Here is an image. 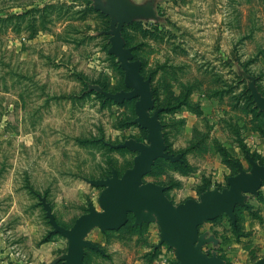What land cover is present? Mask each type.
<instances>
[{
    "label": "rangeland",
    "instance_id": "374dc122",
    "mask_svg": "<svg viewBox=\"0 0 264 264\" xmlns=\"http://www.w3.org/2000/svg\"><path fill=\"white\" fill-rule=\"evenodd\" d=\"M131 1L151 2L156 14L126 30L143 75L155 71V109L186 102L159 115L169 150L184 152L185 166L158 160L144 182L166 187L174 204L198 199L206 186L227 187L235 171L225 150L246 171L239 143L264 162V118L255 117L254 103L246 100L249 79L243 75L257 78L264 94V0ZM92 3L0 0V264L59 259L67 241L51 233L37 196L46 198L57 223L68 229L89 203L100 210L102 188L84 179L110 176L111 167L119 174L132 167L136 153L98 140L147 143L146 131L131 122L135 100L106 103L88 91L100 83L116 92L124 79L107 54L109 36L103 32L109 19L92 12ZM246 203L250 209L238 211L236 234L225 215L199 227L218 241L204 246L205 253L215 252L227 264L264 258V187ZM129 226L128 216L118 231L92 230L87 240L105 255L86 250L84 263H177L173 249L156 248L155 223L134 232Z\"/></svg>",
    "mask_w": 264,
    "mask_h": 264
},
{
    "label": "water",
    "instance_id": "95a60500",
    "mask_svg": "<svg viewBox=\"0 0 264 264\" xmlns=\"http://www.w3.org/2000/svg\"><path fill=\"white\" fill-rule=\"evenodd\" d=\"M92 7L109 19L108 30L103 32L109 36L107 54L116 59L123 71L125 89L111 93L104 91L99 85H89L88 91H94L115 104L135 100V118L131 122L146 131L147 143L128 139L122 143L110 144L100 140L110 149H125L136 153L132 167L121 176L115 168H111L110 176L103 179H84L90 186L102 188L97 199L100 210L89 203L86 213L78 217L68 229L57 223L46 198L37 196L52 228L51 233L58 234L67 241L66 253L49 264H56L58 261L63 264H84L86 249L104 256L102 248L87 240L88 235L94 229H99L102 233L118 231L127 224L129 215L133 217V228L151 223L158 226L159 242L156 248L164 244L173 249L177 264H226L215 252L209 255L203 251L204 246H216L218 241L212 235L200 234L199 227L222 215L235 226V208L250 209L246 203L247 196L257 197L264 187V165L245 153L248 171L239 162H235L237 173L226 179L227 187H208L198 199H186L179 204H174L167 198L166 187L144 182L156 160L183 162L182 154L174 155L167 151L163 124L159 119L163 109H155L151 76L144 77L141 74L142 62L134 59L131 48L126 47L121 34L124 26H129L134 21L155 20L156 14L151 2L138 5L131 0H93ZM243 75L249 79L247 90L255 108L264 113V97L257 89L255 78L245 72ZM254 264H264V258L258 259Z\"/></svg>",
    "mask_w": 264,
    "mask_h": 264
},
{
    "label": "trees",
    "instance_id": "16d2710c",
    "mask_svg": "<svg viewBox=\"0 0 264 264\" xmlns=\"http://www.w3.org/2000/svg\"><path fill=\"white\" fill-rule=\"evenodd\" d=\"M90 10L92 11V12H94V13H98V14H100V16H102V17H105V18H107L106 16H104V15H102L100 12H97V11H95L92 7H90ZM136 25V21H134L131 25H129V26H124L123 27V30H122V37H123V39H124V41H125V44H126V47L127 48H131V51H132V53H133V55H134V59H137L136 57H135V48L133 47V46H130L129 45V43H128V38H127V36H126V30L128 29V28H130V27H133V26H135ZM112 57V56H111ZM112 58H114V57H112ZM140 60V59H139ZM141 61V60H140ZM142 62V61H141ZM116 67H117V69L120 71V73L124 76V73H123V71L119 68V66H118V64L116 63ZM142 67H143V65H142ZM141 74L143 75V73H142V69H141ZM247 74V73H246ZM154 75H155V71H153V72H151L150 73V76H151V83H152V79H153V77H154ZM144 76V75H143ZM144 77H147V76H144ZM257 78H256V82H257ZM94 85H96V84H94ZM97 85H99L104 91H106V92H110V91H107L106 90V88H105V86L103 85V84H97ZM257 86V85H256ZM123 89H125L124 88V83H123V88L122 89H117L116 90V92H118V91H120V90H123ZM257 89H258V91L262 94V96H264V94L259 90V88H258V86H257ZM152 90H153V97H154V99H155V101H156V99H157V94H156V90L154 89V88H152ZM92 93L94 92V91H91ZM111 93H115V92H111ZM246 94H247V101H248V103L253 107V102H252V98L250 97V93L248 92V91H246ZM99 95V94H98ZM101 98H102V100L104 101V102H106V103H108V102H112V101H108V100H105V98L102 96V95H99ZM131 101H134V100H131ZM127 102H129V101H125L124 102V104L125 103H127ZM135 102V101H134ZM186 105V102L185 101H180V102H178L177 104H175V105H161L160 107H158V108H162L163 109V112H161L160 114H164V113H168V112H175L177 109H180L181 107H183V106H185ZM158 108H156V109H158ZM252 111H253V113L255 114V117H260V116H263V118H264V113H259L258 111H257V109H255V108H253L252 109ZM159 114V115H160ZM163 126H164V124H163ZM259 134H260V136L261 137H263L264 138V130H259ZM147 135V134H146ZM147 139V138H146ZM164 139H165V143H166V145H167V151L169 152V153H171V154H174L172 151H170L169 150V146H168V144H167V138H166V135H165V133H164ZM98 142H100V143H102L100 140H98ZM140 142V141H139ZM103 144V143H102ZM103 145H105V144H103ZM106 147H107V145H105ZM238 147H239V149L241 150V152L243 153V154H245V153H249L250 154V156L253 158V160L254 161H257L260 165H264V162L263 161H260L259 160V156L257 155V154H255V153H250V151L242 144V143H239V145H238ZM110 149V148H109ZM125 150V149H124ZM225 153L223 154L224 155V157L226 158V160H227V163L232 167V169H234V171H235V174L237 173V169H236V166H235V162H238L236 159H233L232 157H231V155L225 150L224 151ZM182 154V163H171V162H169V161H166V160H163V159H158V160H162V161H164V162H166V163H168V164H170V165H181V166H185V161H184V158H183V155H184V152H182L181 153ZM174 155H176V154H174ZM158 160H156L155 161V163H154V165H153V167H152V169H154V167H155V164L157 163V161ZM111 168H113V167H111ZM111 170V169H110ZM152 171V170H151ZM117 173H118V171H117ZM234 174V175H235ZM118 175L119 176H121L122 174H119L118 173ZM209 186H206L205 188H204V190L202 191V192H204L205 190H206V188H208ZM240 208L241 207H236L235 208V210H234V215H235V218H236V225L235 226H232V228H233V231H234V233L236 234L237 232H238V225H237V221H238V211L240 210ZM129 222H130V226L128 227L129 228V231H131V232H134V231H137V230H139L140 229V227H137V228H133L132 227V223H133V217H132V215H129ZM145 225V224H144ZM232 225V224H231ZM50 237L52 236V235H49ZM48 236V237H49ZM47 237V238H48ZM45 238L44 239V241H43V243H46V242H49L50 241V239L48 238ZM86 250H88V249H86ZM85 250V251H86ZM95 252V251H94ZM85 256V255H84ZM84 262H85V260H84ZM85 264V263H84ZM177 264V263H176ZM227 264V263H226Z\"/></svg>",
    "mask_w": 264,
    "mask_h": 264
},
{
    "label": "crops",
    "instance_id": "0c3cea01",
    "mask_svg": "<svg viewBox=\"0 0 264 264\" xmlns=\"http://www.w3.org/2000/svg\"><path fill=\"white\" fill-rule=\"evenodd\" d=\"M258 150H260V149H258Z\"/></svg>",
    "mask_w": 264,
    "mask_h": 264
}]
</instances>
